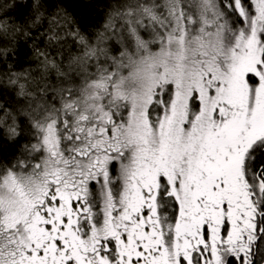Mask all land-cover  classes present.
<instances>
[{"label": "snow or ice", "instance_id": "6c2138e0", "mask_svg": "<svg viewBox=\"0 0 264 264\" xmlns=\"http://www.w3.org/2000/svg\"><path fill=\"white\" fill-rule=\"evenodd\" d=\"M0 264H264V0H0Z\"/></svg>", "mask_w": 264, "mask_h": 264}, {"label": "trees", "instance_id": "16d2710c", "mask_svg": "<svg viewBox=\"0 0 264 264\" xmlns=\"http://www.w3.org/2000/svg\"><path fill=\"white\" fill-rule=\"evenodd\" d=\"M110 0H63V6L79 21L80 25L86 30H94L95 26L103 20L106 6ZM31 41L28 47H22L19 53L20 62L27 68L31 66L33 70L37 69V64L33 60V53L30 51ZM43 48V45H41ZM59 59V54L53 52ZM69 54V48H65L64 55ZM39 78V77H38ZM7 98V93H5ZM28 143L27 139H21L20 144L16 146V152L19 153L23 146ZM11 158V153L7 154Z\"/></svg>", "mask_w": 264, "mask_h": 264}]
</instances>
